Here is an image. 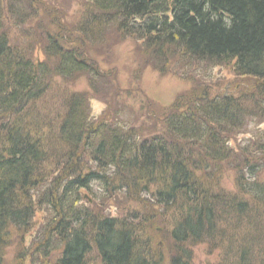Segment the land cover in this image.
<instances>
[{
    "label": "trees",
    "instance_id": "trees-1",
    "mask_svg": "<svg viewBox=\"0 0 264 264\" xmlns=\"http://www.w3.org/2000/svg\"><path fill=\"white\" fill-rule=\"evenodd\" d=\"M39 2L0 0V264L11 234L28 232L41 211L47 224L31 245L42 264H192L200 244L220 249L224 264H264V179L250 163L264 159V144L255 157L252 140L239 148L234 138L256 117L254 98L249 106L203 92L193 110L163 116V132L149 138L113 124L114 116L93 119L84 92L63 97L62 114L51 120L42 107L52 79L97 76L104 36L111 49L125 39L141 43L161 75L170 65L185 78L197 68L232 66L264 100V0H85L74 22L59 9L50 17ZM5 24L28 27L24 35L40 41L44 60L32 59L30 46L21 51ZM236 153L243 165L232 169L236 192L228 193L204 172ZM92 190L95 199L122 193L160 207L161 218L171 214L168 261L142 237L146 216H105L93 207L100 198L87 208L81 196ZM57 251L56 261L47 260Z\"/></svg>",
    "mask_w": 264,
    "mask_h": 264
},
{
    "label": "rangeland",
    "instance_id": "rangeland-1",
    "mask_svg": "<svg viewBox=\"0 0 264 264\" xmlns=\"http://www.w3.org/2000/svg\"><path fill=\"white\" fill-rule=\"evenodd\" d=\"M40 1V6L47 5L46 11L50 9L48 12L50 17L57 13L55 9H59L63 14H66L61 19H65L67 22H74L81 15L82 5L85 3V0ZM5 25L11 32L14 31L12 37L19 39L17 44L21 51L24 52L30 46L31 58L44 60L40 41L24 35L28 27L19 30L15 27L13 29L8 24ZM106 41L104 36L99 40L101 46L95 49L96 55L100 56V61L96 65L97 76L93 77L92 80L91 77L88 78L84 74L81 77L73 78L74 80H71V82L63 79H52L53 83L48 90V95L42 101L44 102L42 107L50 113L49 120L57 114H62L63 104L61 99L63 97L71 95L72 92H84L90 98L89 107L93 119L98 120L102 116L106 117L108 115L114 116L116 118L110 119L113 124L116 125L118 121H122L121 126H126L124 129H127L128 126L133 127L140 131L143 136L149 138L155 131L160 130L163 132V127H160L163 116L168 114V116L180 117L185 110L186 112L189 109L193 110L194 99L199 98L203 92L208 93L211 98L229 95L235 98L242 97L249 106L252 105L250 99L254 98L258 103L255 108V114L257 115L248 121V126L244 127L245 131H241L234 138L238 140L239 148H246L249 141L252 140L253 142L249 146L252 144H256V146H251L250 151L253 152L252 154L255 157L259 156L260 146L264 144V100H261L259 98L261 95L255 91L256 84L254 81H250L251 83L243 82L234 73L233 67L229 65L197 68L191 71L188 78L183 77L182 70L170 65L167 68L169 73L161 75L158 70L153 68V64L155 66L159 64L156 61H153L152 64L149 58L151 54L148 51L145 53L141 43L125 39L124 42L113 46L111 49L113 44L108 41L106 44ZM93 57L96 59L95 56ZM205 97L208 99L207 96ZM178 102L180 105H177ZM108 110L111 114L106 113ZM231 138L226 136L225 140L228 141ZM221 141L223 142L222 139ZM235 143L236 141L233 140L230 144L234 147ZM195 150L196 154H201L198 147ZM237 154H229L232 160L228 161L226 165H217L212 169L213 165L204 172L205 174L214 173L219 177L218 181H220L221 189L228 193L236 192L235 176L237 173L235 174L232 169L236 165H243V162L235 156ZM194 159L196 163L201 161L204 167L207 164L205 160H202L203 157L195 155ZM233 159L236 160V163ZM250 163L259 167L264 179V159L258 158L250 161ZM244 175L245 178H248V175ZM98 188V185L93 186L95 191H98ZM92 193L93 190L89 194L86 193L87 195L81 196L85 198L82 204L88 208L94 201H97L96 199L100 198L93 207L98 211L100 210L105 216L114 215L119 219L128 218L132 212L140 217L146 216L147 219L143 218L145 222L140 224L142 225L140 229L143 230L142 237L148 239V241L151 240L152 247H155L154 253L161 250L166 256V262L168 261V255L172 253V243L169 238L171 214H166L163 216L164 218H161L163 209H160V207L146 206L143 202H128L122 193L117 194V196L102 194L96 199L92 197ZM87 196L88 200L86 199ZM142 196L146 198L144 194ZM47 218L44 211H41V214L36 213L32 228L28 232L23 235L11 234L8 247L3 251V264H42L45 262L43 256L36 252L31 244L34 238L43 236ZM143 219L135 223H141ZM147 223L153 225L152 229L147 227ZM52 243L55 244L56 242ZM193 253L194 260L192 264H224L227 261L222 258L220 249L213 250L205 244L194 247ZM58 255L59 251L54 252L51 254V258L47 260L54 262L57 260Z\"/></svg>",
    "mask_w": 264,
    "mask_h": 264
}]
</instances>
